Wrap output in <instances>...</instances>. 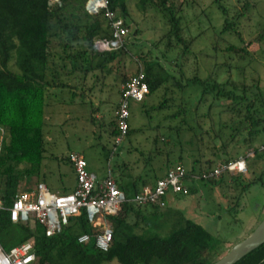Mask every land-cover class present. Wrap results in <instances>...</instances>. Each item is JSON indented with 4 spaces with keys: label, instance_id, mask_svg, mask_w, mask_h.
Segmentation results:
<instances>
[{
    "label": "trees",
    "instance_id": "1",
    "mask_svg": "<svg viewBox=\"0 0 264 264\" xmlns=\"http://www.w3.org/2000/svg\"><path fill=\"white\" fill-rule=\"evenodd\" d=\"M87 1L0 0V129L4 133L0 149V196L5 202V208L0 209V244L9 250L33 238L36 260L32 264H211L222 256V242L179 209L168 213L171 215L168 224L171 231L161 236L150 233L147 226L158 224L167 214L158 209L144 214L141 205L137 207L126 201L118 215L110 217L113 243L107 252L95 246L94 238L87 244L78 241L81 234L95 232L85 212L73 217L67 226L51 236L34 219L16 223L10 218L9 207L23 181L39 176L47 157L46 97L50 89L65 85L61 82V71L66 74L85 73L87 81L90 73L103 70L118 54L128 51L126 46L131 31L126 20L130 12L125 0H108V8L115 12V18L124 21L128 33L123 47L105 52L98 51L96 42L113 39L112 22L105 16V9L89 13ZM227 1L212 0L224 18L220 27L221 40L226 39L225 34H231L239 44L227 40L229 46L226 51L230 61L224 64L216 62L206 76H201L199 67L192 70V76L186 74L184 63L190 53L195 54L193 48L197 37H185L184 28L188 21L183 14L184 7L182 4L176 6L171 0H139L141 10L151 3L157 5L167 18L169 29L161 40L166 39L161 56L149 57V53H139L138 58L134 57V73L132 70L125 71L123 60L107 70L116 73L121 86L142 66L149 85L147 96L163 87V99L157 107H153L159 111L171 105L176 91L184 92L192 86L199 90L195 116L189 118V109L183 102L177 105L179 110L172 114L174 118L183 115L175 129L178 137L183 129H188L192 133L190 143L195 141L197 144L193 152L189 150L194 160L188 175H201L203 171L214 169L218 160H221L220 163L236 160L253 150L254 155L247 157L250 177L223 174L204 181L214 188L224 184L230 189L238 186L242 196L253 184L264 186V143L259 147L254 145L264 133V84L256 68L248 63L234 65L231 61L235 56L246 59V56L264 55V19L258 20L255 25L258 31L255 38L246 41L241 26L245 19L255 22L253 10L258 11L261 0H235L236 3L231 0L226 4ZM185 2L191 6L188 0ZM137 32L136 28L134 33ZM158 43L160 41L154 43L156 47ZM253 43L261 45L259 51L249 50ZM213 47L216 48L217 44ZM169 50H176V56L170 57ZM248 62L251 63V60ZM222 66L226 76L221 77L218 69ZM209 97L208 111L199 115L198 103ZM215 108L217 120L213 115ZM145 111L148 112V109ZM206 118L210 121L209 129L205 128ZM132 132L130 126L127 136ZM118 134V121L114 115L111 135L115 138ZM160 140L157 135L155 144ZM217 142L220 143L219 148H216ZM208 146L215 149L212 154L218 160L205 157ZM232 148L238 149L235 155L231 153ZM182 151L181 148L179 163L185 157ZM195 153H198L197 157ZM258 164H261L259 172ZM174 166L168 158L167 170ZM160 177L157 176L153 184L146 179L140 180L141 184L135 180L117 181L127 197L132 199L148 183L154 185ZM196 192L198 188L190 186V193ZM163 201L166 203V196ZM151 206L159 207L156 204ZM140 216H143L141 220L146 226H140ZM235 264H264V244Z\"/></svg>",
    "mask_w": 264,
    "mask_h": 264
},
{
    "label": "rangeland",
    "instance_id": "2",
    "mask_svg": "<svg viewBox=\"0 0 264 264\" xmlns=\"http://www.w3.org/2000/svg\"><path fill=\"white\" fill-rule=\"evenodd\" d=\"M125 2L130 12V16L126 20L131 31L126 46L128 51L118 54L116 61H109L103 70L97 69L95 73H90L87 81H85V73L66 74L65 71H61V82L65 85L50 89L46 97L47 157L40 175L25 179L22 185L24 182L33 183L37 178H42L52 191L61 192L56 190L62 189L67 185V182L73 179L69 164L65 161L70 151L83 153L88 162V169L98 177H103L111 171L117 180L126 178L127 181L135 180L139 184L143 179L152 182L157 176L167 171L168 158L175 165L181 164L188 170L191 169L194 158L190 157L189 150L191 149L193 152L197 148V144L195 141L190 143L192 133L188 129H183L178 137L175 129L177 125H180L183 115L174 118L172 114L179 110L177 105L183 102L189 109V118L195 116L194 109L198 102L196 98L199 90L194 86H192L193 88L187 87L184 92L176 91L175 100L170 101L171 105L168 108L160 111L153 107H157L162 101L163 87L147 96L144 101H131L130 126L133 132L126 136L120 144H117L111 135V124L115 108L120 101L121 90L120 79L113 70H107V68L117 64L119 60H123L125 71L129 72L135 68L134 57L138 58L139 53H149V57L161 56L162 51L165 50L166 39L162 42L161 40L169 29L167 18L157 5L149 3L145 10H141L139 0H125ZM171 2L178 7L181 4L184 7L183 14L188 21L184 28L185 37L188 39L197 37L193 48L196 56L194 53H190L184 63L186 74L192 76V70L199 67L201 76H206L216 62L219 64L228 63L230 57L226 48L229 46V42L239 44V41L231 34H225L226 39L221 40L220 27L224 18L212 0H188L191 6H188L185 0H171ZM230 2L231 0H228L225 3L229 4ZM260 3L258 11L253 10L255 22L245 19L241 26L246 41L255 38L258 32L255 25L258 20L264 19V0H261ZM136 28L138 32L134 33ZM159 41L160 43L156 47L154 43ZM213 44H217V47L214 48ZM259 46L261 45L253 43L249 50L251 52L259 51ZM176 53V50L168 51L172 58L176 56ZM232 60L234 65L248 63L249 66L256 68L257 75L260 77L261 83L264 84V55L246 56V59L235 56ZM249 60L251 63L248 62ZM224 69L223 66L218 69V74L221 77L226 76L223 73ZM132 71L134 73L136 69ZM250 71L249 68L248 76ZM122 86L123 84L121 88ZM210 103L211 97L198 103V114L206 113ZM145 109H148V112ZM216 110V108L213 109L214 120L218 119ZM98 112L100 117H97ZM206 120L205 128L209 129L210 121L207 118ZM169 134L172 137H169ZM157 135L161 140L155 144L154 138ZM3 138V130L0 129V149ZM263 143L264 133L254 145L259 147ZM216 144L218 146L216 148H219L220 143ZM181 148L185 157L179 163ZM207 148L205 157L216 159V156L212 154L215 149L212 150L209 146ZM237 150V148H232L231 153L235 155ZM240 150L245 151L244 148H240ZM197 155L198 153H195L196 157ZM220 162L221 160H218L216 166ZM259 166L261 167V164H258V172L261 170ZM64 171H68V173L64 174ZM228 175L231 174H226V176ZM244 176L250 177L249 169ZM188 186H195L198 188V192L178 196V194L169 191L165 204L158 203L159 207L140 206L144 214L155 209L167 214L162 219L163 221L160 220L156 224V219L154 220L156 225L147 226L150 233H158L161 236L168 235L171 231V226L168 225L171 215L168 213L175 209L183 210L188 217L202 224L222 242L223 255L234 244L249 235L264 217V186L261 184H253L242 196H240L241 189L238 186L230 189L224 184L214 188L203 180H196L189 183ZM136 206L139 207L137 204ZM142 217H139L140 226H146L142 223ZM162 225L163 227H159Z\"/></svg>",
    "mask_w": 264,
    "mask_h": 264
},
{
    "label": "built area",
    "instance_id": "3",
    "mask_svg": "<svg viewBox=\"0 0 264 264\" xmlns=\"http://www.w3.org/2000/svg\"><path fill=\"white\" fill-rule=\"evenodd\" d=\"M86 9L93 14L105 9V16L112 22L113 39L98 40L96 42L98 51H112L123 47L128 29L124 21L121 18H115V12L108 8V0H98L95 3L88 0ZM145 78V72L141 66L121 88L120 101L114 111L119 129V134L115 137L117 144L124 140L130 128L131 101L141 102L149 93V85ZM253 155L254 151L250 150L245 156L219 163L214 169L203 171L201 175L189 176V170L184 165H175L167 170L154 185L145 186L139 194L130 199L111 171L104 179L99 178L88 169L84 154L73 151L69 153L68 159L75 170V188L67 193L54 192L44 182L38 181L30 189H20L12 206L9 207L10 218L16 223L34 219L42 224L47 235L51 236L67 226L73 217L85 212L95 232L81 234L78 241L87 244L94 238L95 246L107 252L113 243L110 217L118 215L126 201L137 205H157L161 202L165 204L163 198L169 191L188 195L190 193L188 184L196 180L219 178L223 174L246 175L248 173L247 157ZM4 208L5 202L0 196V209ZM35 260L33 238L9 250L0 244V264H32Z\"/></svg>",
    "mask_w": 264,
    "mask_h": 264
},
{
    "label": "water",
    "instance_id": "4",
    "mask_svg": "<svg viewBox=\"0 0 264 264\" xmlns=\"http://www.w3.org/2000/svg\"><path fill=\"white\" fill-rule=\"evenodd\" d=\"M262 244H264V217L249 235L234 244L211 264H235Z\"/></svg>",
    "mask_w": 264,
    "mask_h": 264
},
{
    "label": "crops",
    "instance_id": "5",
    "mask_svg": "<svg viewBox=\"0 0 264 264\" xmlns=\"http://www.w3.org/2000/svg\"><path fill=\"white\" fill-rule=\"evenodd\" d=\"M120 90H121V86H120ZM97 117H100L99 112L97 113ZM70 152H73V151H70ZM69 153H68V155H69ZM68 155H67V157H68ZM67 157L65 158L66 159L65 161L67 162V164H69L68 166L70 168V171L73 174V179L71 181L67 182V185H65L62 189L56 190V191H61L62 193L63 192H71L75 188V185H76L75 170H74L71 162L69 161V159ZM166 172L167 171H165L162 175H159V176H164ZM67 173H68V171H64V174H67ZM105 177H106V175L103 176V177H99V178L104 179ZM125 179L126 178H124L123 181H125ZM38 181H42V182H44L47 185V183L44 180H42V178H37V180H34L33 183L24 182V184L21 186V189H30V188L34 187L37 184ZM148 185H150V183H148Z\"/></svg>",
    "mask_w": 264,
    "mask_h": 264
},
{
    "label": "bare ground",
    "instance_id": "6",
    "mask_svg": "<svg viewBox=\"0 0 264 264\" xmlns=\"http://www.w3.org/2000/svg\"><path fill=\"white\" fill-rule=\"evenodd\" d=\"M98 0H94L93 2L95 3V2H97Z\"/></svg>",
    "mask_w": 264,
    "mask_h": 264
},
{
    "label": "clouds",
    "instance_id": "7",
    "mask_svg": "<svg viewBox=\"0 0 264 264\" xmlns=\"http://www.w3.org/2000/svg\"><path fill=\"white\" fill-rule=\"evenodd\" d=\"M145 100V99H144ZM64 193V192H63ZM65 193H67V192H65Z\"/></svg>",
    "mask_w": 264,
    "mask_h": 264
}]
</instances>
